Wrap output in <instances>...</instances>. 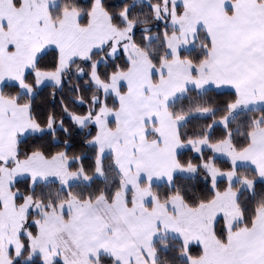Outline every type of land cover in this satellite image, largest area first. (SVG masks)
<instances>
[{"label": "snow or ice", "instance_id": "snow-or-ice-1", "mask_svg": "<svg viewBox=\"0 0 264 264\" xmlns=\"http://www.w3.org/2000/svg\"><path fill=\"white\" fill-rule=\"evenodd\" d=\"M0 264H264V0H0Z\"/></svg>", "mask_w": 264, "mask_h": 264}, {"label": "trees", "instance_id": "trees-1", "mask_svg": "<svg viewBox=\"0 0 264 264\" xmlns=\"http://www.w3.org/2000/svg\"><path fill=\"white\" fill-rule=\"evenodd\" d=\"M126 2V0H106V3L110 6L111 10L114 12H118L124 5V3ZM145 11H147V9H145ZM154 31H156V29H153ZM159 30L163 31V25L160 24L159 25ZM140 36V32H137V38H139ZM6 91L8 89H5ZM56 91V97L55 100H53L52 97V93ZM227 91V90H225ZM60 97L61 94L59 93L58 90L53 89L52 87H42L41 90L39 91V95L37 96L35 102H34V108L36 113L43 118L44 116H46V114L49 111H55L57 113H59L61 111L60 108ZM213 97L216 101L217 104H220L222 101L229 99L230 97L226 96V95H222L220 94L218 91L215 92L213 94ZM70 109L72 110H76V111H82L83 109H77L72 105H69ZM223 113H219L217 115V119L220 118V116H222ZM206 122H211L210 120L208 121H194L192 125L189 126L190 129L195 128L201 124H204ZM68 125V121H66V126ZM94 134V133H93ZM220 134V129H217V135ZM57 137L59 139V141L61 142V145L63 144V141L65 139H69L68 137H66L64 135V133L62 131L57 133ZM83 138V134L79 132L78 129H73V137L71 139H69V143L73 145L70 154H80L81 152V148H80V144L79 142L82 140ZM46 139H48L49 141L51 140V137H47ZM53 151L58 150L56 147L52 148ZM194 155V154H193ZM90 161L85 160L84 164L87 167L89 165ZM223 166V165H221Z\"/></svg>", "mask_w": 264, "mask_h": 264}, {"label": "rangeland", "instance_id": "rangeland-1", "mask_svg": "<svg viewBox=\"0 0 264 264\" xmlns=\"http://www.w3.org/2000/svg\"><path fill=\"white\" fill-rule=\"evenodd\" d=\"M44 87V86H41V88Z\"/></svg>", "mask_w": 264, "mask_h": 264}]
</instances>
